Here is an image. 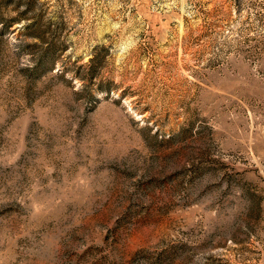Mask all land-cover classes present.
Instances as JSON below:
<instances>
[{
  "label": "rangeland",
  "instance_id": "rangeland-1",
  "mask_svg": "<svg viewBox=\"0 0 264 264\" xmlns=\"http://www.w3.org/2000/svg\"><path fill=\"white\" fill-rule=\"evenodd\" d=\"M0 264H264V0H0Z\"/></svg>",
  "mask_w": 264,
  "mask_h": 264
}]
</instances>
